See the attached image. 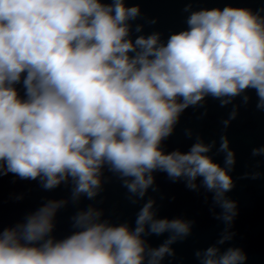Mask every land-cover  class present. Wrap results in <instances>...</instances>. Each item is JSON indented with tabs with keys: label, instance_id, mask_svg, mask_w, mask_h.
<instances>
[{
	"label": "clouds",
	"instance_id": "obj_1",
	"mask_svg": "<svg viewBox=\"0 0 264 264\" xmlns=\"http://www.w3.org/2000/svg\"><path fill=\"white\" fill-rule=\"evenodd\" d=\"M138 15L125 0H0V175L39 178L46 189L70 177L74 195L89 198L105 165L141 198L156 170L186 177L191 188L199 177L231 221L236 202L223 197L233 187L235 154L227 136L219 147L225 167L208 154L212 144L198 140L187 152L167 153L160 145L180 113L205 96L223 107L254 90L264 110V16L233 6L193 11L187 29L162 44L157 34L128 38L127 22ZM235 116L233 109L225 128ZM261 154L264 147L252 150ZM57 207L49 202L0 230V264H159L190 231L182 219L154 218L150 199L134 230L101 222L89 209L76 216V231L55 240ZM146 228L174 235L146 251ZM245 259L238 248L213 246L202 264Z\"/></svg>",
	"mask_w": 264,
	"mask_h": 264
},
{
	"label": "water",
	"instance_id": "obj_2",
	"mask_svg": "<svg viewBox=\"0 0 264 264\" xmlns=\"http://www.w3.org/2000/svg\"><path fill=\"white\" fill-rule=\"evenodd\" d=\"M125 4L139 8V15L127 22L128 38L133 42L140 35L157 34L158 43L166 44L172 34L187 29V20L193 11L205 8L246 7L264 16V0H125ZM17 88L23 96L22 85ZM244 96L248 97L247 103ZM257 102L254 90L241 93L223 107L219 100L205 96L180 113L172 133L160 145L167 153L187 152L198 140L212 144L208 154L225 167V154L219 147L220 137L227 136L235 154L230 172L233 187L223 197L236 202V214L231 221L223 219V209L214 200V192L207 190L199 177L194 181L196 187L191 188L186 177L173 180L167 173L156 170L152 173L153 184L141 198L130 193L119 174L105 165L99 174L100 186L92 198L83 193L74 195L75 185L70 177L46 189L39 178L21 179L12 173L0 175V230L25 222L49 202L59 204L50 234L55 240L76 231V216L89 209L100 213L101 222L126 223L134 230L140 209L151 199L154 218L182 219L190 225L187 235L177 236L169 244L171 254H165L159 264H202L205 250L213 246L220 253L229 248L240 249L246 257L240 264H264V154L252 155L253 149L264 147V110L257 109ZM233 109L236 116L225 128L223 121ZM253 173L259 176L253 179ZM172 235L167 231L149 234L146 228L141 238L147 251L158 248Z\"/></svg>",
	"mask_w": 264,
	"mask_h": 264
}]
</instances>
